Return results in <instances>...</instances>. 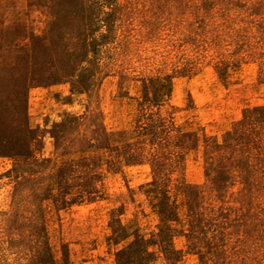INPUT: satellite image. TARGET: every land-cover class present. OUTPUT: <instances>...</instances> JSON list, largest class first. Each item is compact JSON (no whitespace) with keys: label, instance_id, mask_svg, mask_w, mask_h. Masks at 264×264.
<instances>
[{"label":"rangeland","instance_id":"rangeland-1","mask_svg":"<svg viewBox=\"0 0 264 264\" xmlns=\"http://www.w3.org/2000/svg\"><path fill=\"white\" fill-rule=\"evenodd\" d=\"M0 264H264V0H0Z\"/></svg>","mask_w":264,"mask_h":264}]
</instances>
